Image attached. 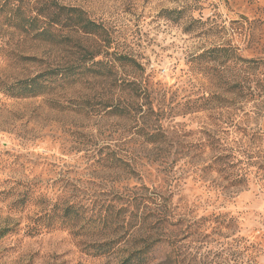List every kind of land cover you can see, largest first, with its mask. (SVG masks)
<instances>
[{
  "label": "rangeland",
  "instance_id": "1",
  "mask_svg": "<svg viewBox=\"0 0 264 264\" xmlns=\"http://www.w3.org/2000/svg\"><path fill=\"white\" fill-rule=\"evenodd\" d=\"M47 1L0 0V229L13 228L0 264H120L144 239L157 242L149 264H264V0H59L104 27L65 49L15 24ZM221 46L245 60L228 61ZM86 50L101 54L81 83L5 93ZM108 151L127 167H101ZM26 187L48 207L74 200L97 217L123 206L134 221L104 237L30 233L45 206L17 204ZM104 239L114 251L94 255L88 246Z\"/></svg>",
  "mask_w": 264,
  "mask_h": 264
},
{
  "label": "trees",
  "instance_id": "2",
  "mask_svg": "<svg viewBox=\"0 0 264 264\" xmlns=\"http://www.w3.org/2000/svg\"><path fill=\"white\" fill-rule=\"evenodd\" d=\"M20 17V15H18ZM19 29H22L26 34L34 32L33 37L39 43L47 45L50 49H65L67 45L74 41L76 36H94L98 37L104 34L103 25L92 19L88 12L83 8L75 5L63 4L59 0H48L45 3L43 9H39L35 16L31 17L29 21L20 17L15 23ZM28 25V26H27ZM31 28V29H28ZM71 45V44H70ZM82 46H80V50ZM87 53H91L86 50ZM214 51L224 52L225 58L230 62L237 60H245L234 53L231 47L221 46L216 47ZM92 56L86 59L81 57L77 58V62L68 63V65L52 66L38 72L34 76L25 77L17 80L13 83L7 84L5 93L16 99H29L37 98L38 96H53L58 90H63L71 86H75L81 83V80L87 75H91V69L86 67L89 62H92L94 66V60L101 52L91 53ZM117 60L126 65L139 69L142 68L137 60L127 54L115 52ZM26 59L35 60L31 56H26ZM99 70V69H98ZM97 70H93L92 77H98L99 73H95ZM115 110L119 109V106L115 105ZM118 115L122 114V111L118 112ZM153 138V136H151ZM150 142H156L155 139H151ZM97 160L101 167L107 169L117 170L119 168L127 167L128 163L120 155L111 152L101 153ZM35 192L31 187H26L23 191H19L16 203L20 206L24 202L32 201L33 205L45 206L44 210L36 220L35 226L28 228L30 233H41L42 230H54L57 228H66L71 231L72 234L77 236H94L104 237L107 236L106 232H110L114 229L117 230L120 225V221H125V216L130 224L133 216V210L122 211V207L118 210L114 209V206L107 205L103 211L97 215V217L90 214L89 209L79 203L78 201L56 199L55 202L50 201V207L45 205V201L41 196H35ZM53 202V203H52ZM134 204V203H129ZM128 211L130 212L129 214ZM129 226V225H128ZM124 227V226H122ZM116 228V229H115ZM13 228L0 229V239L10 233ZM147 230V226L145 228ZM117 240H108L93 242L90 247L94 255H104L114 251V243ZM142 245L135 246L128 251V254L123 258L120 264H149L150 253L153 251L156 241H148L144 239ZM135 244V243H134ZM133 244V245H134Z\"/></svg>",
  "mask_w": 264,
  "mask_h": 264
}]
</instances>
